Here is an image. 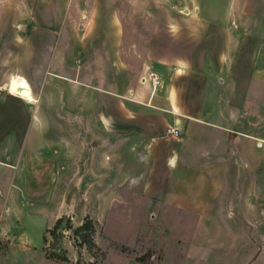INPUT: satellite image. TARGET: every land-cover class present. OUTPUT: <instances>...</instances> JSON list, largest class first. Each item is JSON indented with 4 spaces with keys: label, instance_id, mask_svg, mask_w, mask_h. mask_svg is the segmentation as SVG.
<instances>
[{
    "label": "rangeland",
    "instance_id": "obj_1",
    "mask_svg": "<svg viewBox=\"0 0 264 264\" xmlns=\"http://www.w3.org/2000/svg\"><path fill=\"white\" fill-rule=\"evenodd\" d=\"M170 6L165 0H139L132 7L122 0H0V101L10 93L26 99L31 89L35 98L23 108L0 102V133L6 134L0 149H8L15 162L18 154L30 152L32 140L40 145L43 135L58 172L52 197L37 199L29 192L34 181L23 165H0V225L21 227L19 232L31 239L9 247L8 240H0V264H264V255L256 260L264 254V240L249 245L254 235L249 225H240L237 211L234 217L227 214L225 196L233 194L234 179L223 176L222 189L218 172L205 182L201 172L187 173L178 166L170 189L171 167L155 161L151 147L162 141L169 149L183 141L182 135L150 139L126 126L111 129L96 112V98L106 89L94 82L123 87L134 59L143 58L127 52L130 47L122 52L130 40L124 32L140 29L148 38L155 18L181 9ZM230 8V20L208 28L205 45L211 72L217 75L221 46H231L238 33L247 34L234 50L241 53L235 74L245 81L244 88L250 84V48L256 46L264 57V0H235ZM205 9L216 11L213 6ZM127 11L134 14L132 21ZM146 65L145 71L153 69ZM258 88L264 89L263 84ZM15 122L22 133L18 143L11 132ZM56 215L70 225L63 222L51 233L47 229ZM86 219L92 225L77 230ZM261 231L264 238V227ZM143 254L145 260L137 261Z\"/></svg>",
    "mask_w": 264,
    "mask_h": 264
},
{
    "label": "crops",
    "instance_id": "obj_2",
    "mask_svg": "<svg viewBox=\"0 0 264 264\" xmlns=\"http://www.w3.org/2000/svg\"><path fill=\"white\" fill-rule=\"evenodd\" d=\"M165 1L170 7L181 9H176L177 13L168 11L164 19L155 18L148 38L139 33L140 29L128 31L127 35L124 32L123 37L130 40L122 52L130 47L127 52H136L143 58L134 59L133 73L123 87L107 80L94 82L96 86L105 85L106 89L105 95L96 98L100 103L96 112L105 118L111 129L115 124L126 126L128 130H136L150 139L164 136L167 127L178 128L183 141L169 149L164 148L162 141H153L151 147L155 161L160 159V164L171 167L170 189H174L171 183L177 179V174L174 175L173 171L178 166H185L187 173L201 172V180L205 182L218 172L222 189H225L227 180L223 176L234 179L233 194L228 192L225 196L229 205L227 214L234 217L233 213L237 211L240 225L248 224L253 237L258 235L254 238L256 242L249 237V245H257L259 240H264L261 237V228L264 227V89L259 91L258 88L259 82L264 86V73L257 69L264 65V57L258 54L256 46L250 48L247 68L250 84L243 88L245 81L239 82L235 74L241 53L235 51L240 48L241 38L247 34L238 33L237 39L233 35L234 40L229 41L231 46H221L223 52H220L216 60L218 67L214 69L217 75L212 73L210 51L205 45L210 37L208 28L230 20V7L235 5V0ZM122 5L138 6L139 0H122ZM207 6L216 7L214 14L206 11ZM133 15L128 12L127 20L132 21ZM140 19L136 16L134 20ZM185 22L188 27H185ZM222 32L226 37V31ZM167 38H170L169 41ZM141 63H144L142 70ZM146 64H150L161 78V85L154 93H150L149 86L141 81L149 67ZM110 72L113 76V71ZM25 81L29 84L27 79ZM31 91L29 96L25 95L27 100L10 93L0 102H15L20 108L31 106L30 102H35ZM35 117V113L32 114V120ZM41 129V132L38 130L39 135L43 133ZM11 130L18 143L17 138L21 140L22 133L17 122ZM3 135H6L4 131L0 133V140ZM40 137L42 146L37 147L32 140L30 152L27 155L23 152L18 154L15 160L19 167H25L26 175L34 181L29 192L37 195V199L52 197L58 178L56 160L46 153L47 141L43 135ZM8 151L0 149V165L11 169L15 162H12ZM33 175H36L35 178ZM58 217L56 215L49 225ZM14 226L0 225V240H8L7 247L18 243V240L25 243L22 245L29 244V235L19 232L21 227ZM262 255L259 254L256 260Z\"/></svg>",
    "mask_w": 264,
    "mask_h": 264
},
{
    "label": "built area",
    "instance_id": "obj_3",
    "mask_svg": "<svg viewBox=\"0 0 264 264\" xmlns=\"http://www.w3.org/2000/svg\"><path fill=\"white\" fill-rule=\"evenodd\" d=\"M141 81L149 85L152 93L161 85L160 75L153 69H148L145 74L142 75ZM164 135L177 137L180 135V131L176 127H167Z\"/></svg>",
    "mask_w": 264,
    "mask_h": 264
},
{
    "label": "trees",
    "instance_id": "obj_4",
    "mask_svg": "<svg viewBox=\"0 0 264 264\" xmlns=\"http://www.w3.org/2000/svg\"><path fill=\"white\" fill-rule=\"evenodd\" d=\"M63 222L67 223V225H70V221H69V219H67V218L64 217V216H61V217H58V218L54 221L53 226H52L50 229H47V231L50 230L49 232L54 233L55 230L59 227V225H61ZM89 225H92V224H91V221H90L89 219H86L85 222L82 223L81 226L78 227L77 230H79V229H81V228H85V227L88 228ZM45 232H46V231H45ZM42 240H43V243L46 241L45 233L43 234ZM51 256H53V257H55V258H58V259H62V258L59 257V256H55V255H51ZM51 256H49V257H51ZM146 257H147V255L143 254V255L137 257V261H139V262H143V261L145 260Z\"/></svg>",
    "mask_w": 264,
    "mask_h": 264
},
{
    "label": "water",
    "instance_id": "obj_5",
    "mask_svg": "<svg viewBox=\"0 0 264 264\" xmlns=\"http://www.w3.org/2000/svg\"><path fill=\"white\" fill-rule=\"evenodd\" d=\"M18 89H20V87H18ZM237 158V157H236ZM237 161H239V159L237 158Z\"/></svg>",
    "mask_w": 264,
    "mask_h": 264
}]
</instances>
